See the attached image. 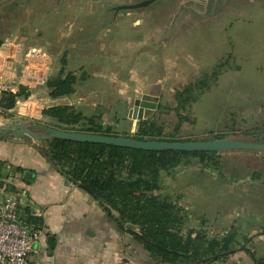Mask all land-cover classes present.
Wrapping results in <instances>:
<instances>
[{"label": "rangeland", "instance_id": "rangeland-1", "mask_svg": "<svg viewBox=\"0 0 264 264\" xmlns=\"http://www.w3.org/2000/svg\"><path fill=\"white\" fill-rule=\"evenodd\" d=\"M143 1L146 0H0V101L7 93L19 95L10 109L0 104V123L58 129L59 124L47 120L43 111L56 104L48 82L61 70L65 74L69 70L64 67L68 65V41L61 40L62 34L73 32L78 42L74 68L79 78L93 73L90 65L95 63L94 54L108 51V60L112 55L124 56L128 75L140 63L142 76L151 74L150 79L155 80L166 72L167 53L164 47L156 51V42L160 40V44L170 26L180 19L191 22L192 41L178 44V38L190 39L178 37L171 44L175 47L171 62L176 66L168 77L172 80L168 84V100L158 102L154 114L138 121L154 122L163 130V136L174 142L217 140L223 135V139L264 143V0H218L216 4L214 0H155L146 8L115 10ZM142 20L147 21L143 30L148 34L153 30L149 26H158L160 31L144 46L146 54L141 61L136 60L131 44L122 53L116 52L122 50L118 47L114 48L116 51L104 48L111 39L109 29L116 35L122 31L130 41ZM204 32L206 42L200 48L192 42L200 36L202 40ZM176 54L195 59H175ZM199 81H207L208 88L195 91L196 101L188 102L178 114L177 92ZM129 92L140 103L138 91ZM139 106L127 109L131 119L135 110L138 118L142 113L145 116L146 110ZM87 118L93 119L95 125L102 122L97 114ZM81 125L75 129H81ZM37 133L44 131L38 129ZM117 135L131 136L125 132ZM4 140L38 149L41 154L47 147L44 141L0 136V141ZM20 155L26 158L27 152ZM162 185L156 194L171 197L187 212L184 235L195 231L193 235L221 239L234 234L233 257L242 252L243 245L253 251L252 241L257 237L250 233L253 228L264 231V220L257 224L250 220L264 217V153H223L215 169L204 167L198 157L185 156L176 169L162 175Z\"/></svg>", "mask_w": 264, "mask_h": 264}, {"label": "crops", "instance_id": "crops-1", "mask_svg": "<svg viewBox=\"0 0 264 264\" xmlns=\"http://www.w3.org/2000/svg\"><path fill=\"white\" fill-rule=\"evenodd\" d=\"M146 22L138 21V33L130 41L122 31L116 35L109 29L111 39L104 44V48L110 50V48L118 47L122 50H114L122 53L125 52L127 44H131L136 50V60L141 61L146 54L144 46L151 43L153 37H156L160 31L158 26L154 28L149 26L153 30L148 34L144 31ZM113 24L115 23H112V26ZM148 24L151 25V23ZM190 24L191 22L188 21L175 20L168 33L162 37L161 45L158 44L160 40L156 42L154 49L157 51L164 47L167 53L166 72L163 78L155 80L150 79L151 74L142 76L140 63L131 68L128 75L124 56L112 55L108 60L105 59L109 56L108 51L105 54L101 51L97 52L98 54L94 52L96 54L92 59L95 63L90 65L93 67V73L89 72L79 78L74 68L75 48L78 47V42L73 32L69 35L62 34L61 40L68 41L66 43L69 51L66 57L68 65L64 67L69 70L66 73L73 74L79 80L75 86V92L69 96L53 99L56 104L52 107L69 106L82 112L86 117L100 115L102 127L109 128L116 134L125 132V135L133 137L132 134L138 132L140 121L131 119L128 115L127 109L135 108L138 104L136 97L133 98L129 91H138L139 101H142L139 96L142 94L158 97L159 103L168 100V84L172 82L168 77L176 66L171 62L172 51L175 50L174 45L171 44H174L176 42L174 39L178 37L189 36L190 38L189 29L193 28ZM197 26L198 29L201 28L200 23ZM182 28L187 30L184 32ZM205 38L204 32L202 40L200 36L192 43H197L201 48V44L204 45L206 42ZM191 41V38L189 41H180L178 38L177 43L184 44ZM202 47L204 49V46ZM174 58L195 59L185 54L182 56L176 54ZM5 72L7 73L6 70ZM139 108L143 109L141 105ZM46 118L52 123H58L50 117ZM16 144L14 141H0V171L2 170L5 176L4 168L8 165L12 166L16 172L15 178L11 179L14 190L23 193L24 206L40 214L39 223L46 233V237L35 244V252L30 257V264H167L163 263L159 257H152L126 227L120 226L117 213L113 212L112 216L109 215L99 201L68 181L38 149ZM23 151L27 152L26 158L20 155ZM27 172L33 173V177L25 179ZM250 220L257 224L260 220L263 221L264 217L256 216ZM253 230L250 233L251 236L257 237L252 241L253 251L257 259L264 260V231L256 228ZM214 264H255V262L249 255L241 252Z\"/></svg>", "mask_w": 264, "mask_h": 264}, {"label": "trees", "instance_id": "trees-1", "mask_svg": "<svg viewBox=\"0 0 264 264\" xmlns=\"http://www.w3.org/2000/svg\"><path fill=\"white\" fill-rule=\"evenodd\" d=\"M77 82L73 74H65L61 70L55 79L48 82L50 96L57 99L72 95ZM207 88V81H199L177 92L178 107L175 111L179 114L180 110H185L188 102L196 101L195 91ZM18 96L13 93L5 94L0 101L1 106L5 109L14 107ZM43 114L56 120L60 130L118 136L109 128L95 125L93 119L69 106H55L44 110ZM79 125L81 129H75ZM225 137L221 135L216 139ZM133 138L174 142L167 140L163 136V130L152 121H141L138 134ZM44 142L47 147L42 150V154L56 170L77 180L80 188L99 201L109 215L117 213L120 226L126 227L152 257H159L167 264H214L233 256L234 248L231 245L235 241L234 234L221 239H208L199 233L193 235L195 231L184 235L183 227L187 216L185 209L171 197L156 194L162 190V175L176 169L183 157H198L204 167L215 169L222 154L146 151L57 138ZM229 252L232 253L227 254ZM242 252L249 255L255 264H264V260L257 259L254 251L244 245ZM223 254L226 255L220 256ZM217 256L220 258L216 259Z\"/></svg>", "mask_w": 264, "mask_h": 264}, {"label": "water", "instance_id": "water-1", "mask_svg": "<svg viewBox=\"0 0 264 264\" xmlns=\"http://www.w3.org/2000/svg\"><path fill=\"white\" fill-rule=\"evenodd\" d=\"M155 0H146L136 5H126L116 7V11L127 9H141L146 8ZM142 101H139L142 108L147 109L144 115H140L138 118V112L134 111V119L142 120L148 119V115L154 114L159 102L158 97H152L150 95H139ZM144 116V117H143ZM41 129L44 134L39 135L37 130ZM16 137L20 139H32L36 141H49L52 139H62L66 141L82 142V143H95L104 144L116 147H125L146 151H179V152H216L219 154L228 153L232 151H250L264 153V143H252L240 140L232 139H217L209 141H185V142H167V141H142L131 137L122 136H108L101 134L81 133V132H69L65 130L55 129L53 127L40 126V125H26L24 123H12L9 125L0 124V136ZM64 176V175H63ZM33 177V173L27 172L25 179ZM71 183L80 187V183L77 180L68 178ZM233 250L232 252H235ZM229 252L227 254H230ZM226 254L220 255L224 256ZM217 256L216 259L220 258ZM204 263L206 261H203Z\"/></svg>", "mask_w": 264, "mask_h": 264}, {"label": "built area", "instance_id": "built-area-1", "mask_svg": "<svg viewBox=\"0 0 264 264\" xmlns=\"http://www.w3.org/2000/svg\"><path fill=\"white\" fill-rule=\"evenodd\" d=\"M0 171V264H30L35 244L46 237L40 214L22 203L23 193L12 184V166Z\"/></svg>", "mask_w": 264, "mask_h": 264}, {"label": "flooded vegetation", "instance_id": "flooded-vegetation-1", "mask_svg": "<svg viewBox=\"0 0 264 264\" xmlns=\"http://www.w3.org/2000/svg\"><path fill=\"white\" fill-rule=\"evenodd\" d=\"M217 2H218V0H214V4H216ZM203 5H204L205 7H207L208 3H207V2H204Z\"/></svg>", "mask_w": 264, "mask_h": 264}]
</instances>
